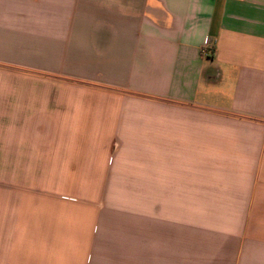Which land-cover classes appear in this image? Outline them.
<instances>
[{
	"label": "crops",
	"instance_id": "0c3cea01",
	"mask_svg": "<svg viewBox=\"0 0 264 264\" xmlns=\"http://www.w3.org/2000/svg\"><path fill=\"white\" fill-rule=\"evenodd\" d=\"M108 176L127 264H264V0H0V264H87L57 178Z\"/></svg>",
	"mask_w": 264,
	"mask_h": 264
},
{
	"label": "rangeland",
	"instance_id": "374dc122",
	"mask_svg": "<svg viewBox=\"0 0 264 264\" xmlns=\"http://www.w3.org/2000/svg\"><path fill=\"white\" fill-rule=\"evenodd\" d=\"M138 186H142V179H111L109 176L57 178V189L69 194L62 198L64 202L72 205L69 211L73 216V223L77 226L73 228L72 233L79 235L81 232L79 226L82 223L92 224L94 227V233L90 232L92 234L90 243H86L87 264H127L129 235L159 233L158 225H153L144 217V194L128 193ZM153 211L156 214L159 213V210ZM161 227L162 234H175V231H177L176 234L192 232L191 226L185 223L177 227L168 223ZM81 234L84 235L85 232ZM96 235H99L97 239H95ZM86 245L73 244V251L76 249L82 251ZM76 263L77 261L73 262V264Z\"/></svg>",
	"mask_w": 264,
	"mask_h": 264
}]
</instances>
